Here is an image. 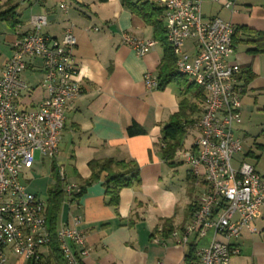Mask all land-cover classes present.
<instances>
[{"label": "crops", "instance_id": "0c3cea01", "mask_svg": "<svg viewBox=\"0 0 264 264\" xmlns=\"http://www.w3.org/2000/svg\"><path fill=\"white\" fill-rule=\"evenodd\" d=\"M63 4L68 7L66 14L59 8ZM6 12L10 16H2ZM201 14L205 21L219 18L235 27L233 51L227 61L239 67L238 82L243 91L241 123L234 131L242 141L243 159H254L248 164L264 178V54L250 52L261 38L258 34L264 32V0H202ZM35 15L45 16L43 33L52 39H60L64 29L72 26L77 41L73 57L82 88L81 96L66 109L58 156L49 160L50 169L52 163L57 172L62 168L63 183L79 186L90 178L88 163L92 160L133 163L139 170V186L121 189L116 207L109 204L105 193V173L85 187L77 204L63 203L58 223L66 222L70 215L82 220L79 229L89 249L84 263L183 264L192 258L196 246L222 241L213 230L196 244L186 246L176 245L168 236L190 221L205 184L190 174L179 156L191 145L197 130H188L172 166L162 158L161 130L178 110L179 89L168 84L161 90H148L144 85L145 74L158 77L164 53L160 44L138 58L122 42L124 33L153 39L151 28L121 0H8L0 10V74L12 55L13 44L31 31L30 18ZM186 50L194 54L192 41L186 43ZM22 78L26 89L16 103L21 110H30L45 98L41 59H27ZM132 123L145 134L127 137L126 130ZM189 137L191 141L186 144ZM182 164L184 171L178 167ZM176 177L184 185L179 192L173 184ZM252 227L253 232L242 230L237 238L229 240L239 251L229 264H264V216ZM159 236H164L165 246L152 242Z\"/></svg>", "mask_w": 264, "mask_h": 264}, {"label": "built area", "instance_id": "2783aa9c", "mask_svg": "<svg viewBox=\"0 0 264 264\" xmlns=\"http://www.w3.org/2000/svg\"><path fill=\"white\" fill-rule=\"evenodd\" d=\"M145 1L156 3L163 11L176 72L198 86L205 97L199 121L191 128L197 135L179 152L190 174L203 181L205 191L190 221L168 236L176 245L186 246L213 230L223 240L196 246L192 258L183 264H229L239 253L229 240L242 230L253 232L252 223L264 216V178L250 164L235 161L242 152L234 128L241 123L243 91L239 67L227 61L233 51L235 27L219 18L203 20L202 0ZM7 2L0 0V10ZM59 8L65 14L68 11L64 4ZM30 23L31 31L13 44L0 74V264H13L7 259L11 254L22 257L24 264H85L89 249L79 229L81 218L70 215L58 224L55 240L61 258L55 261L45 222L46 204L21 182V169L33 166L36 153L41 159L57 158L66 109L82 94L72 26L64 29L60 39H52L43 33L45 16H32ZM187 41L193 42L194 54L185 51ZM122 42L138 58L157 44L125 33ZM32 58L42 62L45 98L37 107L21 110L16 100L26 89L22 74L26 60ZM144 85L148 90L157 89V80L147 73ZM58 175L63 183L62 168ZM80 193L79 185L63 183L64 204H77ZM165 241L164 236L152 238L162 246Z\"/></svg>", "mask_w": 264, "mask_h": 264}, {"label": "trees", "instance_id": "16d2710c", "mask_svg": "<svg viewBox=\"0 0 264 264\" xmlns=\"http://www.w3.org/2000/svg\"><path fill=\"white\" fill-rule=\"evenodd\" d=\"M105 2L106 0H99ZM122 5L130 12L138 16L145 25L151 28L152 38L157 44L163 47L164 53L162 63L157 77V90L165 88L168 84H174L179 89L178 110L173 114L168 123L163 126L161 132V153L164 162L172 166V161L176 153L182 148L183 142L187 137L188 130L193 128L202 113L204 95L202 90L188 78L175 70V58L167 43L166 31L163 25V11L155 7L153 3L145 0H121ZM2 16H10V12ZM261 37L255 41V47L250 50L254 54H264V32L258 34ZM145 131L136 123H132L126 130L127 137L144 135ZM91 171L90 178L81 187L79 197L84 193L85 187L98 181L101 173L106 174L103 183L105 193L109 197V204L117 206L118 193L123 188L139 186L140 177L138 167L133 163L123 161L92 160L88 163ZM51 171L55 180L54 185L48 190V198L45 208V222L52 238L55 261L60 260L57 252L55 234L58 227L59 215L64 202L63 185L59 178L56 166L52 163ZM169 231V230H168ZM192 248L189 249L186 258L189 259Z\"/></svg>", "mask_w": 264, "mask_h": 264}, {"label": "rangeland", "instance_id": "374dc122", "mask_svg": "<svg viewBox=\"0 0 264 264\" xmlns=\"http://www.w3.org/2000/svg\"><path fill=\"white\" fill-rule=\"evenodd\" d=\"M186 43L188 45V41ZM186 51L188 52V50ZM190 141L191 138L189 137L186 141V144H188ZM246 150H247L246 147H244L243 151ZM241 160L250 164H253L255 162V160L250 157L248 158V160L243 159L242 152L239 156H237L235 161H241ZM42 161L43 164L40 163L41 159L39 160V155L38 153H36L34 165L30 169H24V168L21 169V181H23L27 190L30 193L35 194L39 200H41L46 204L48 198V190L54 185L55 180L53 178L52 171L50 169V161L47 159H43ZM178 167H181L180 171L185 170L183 164L179 165ZM181 181L182 180L179 177H176L175 181L173 182L177 192H179L180 186L184 187ZM7 259L9 262L13 264H24V259L22 257H18L13 254H11Z\"/></svg>", "mask_w": 264, "mask_h": 264}]
</instances>
